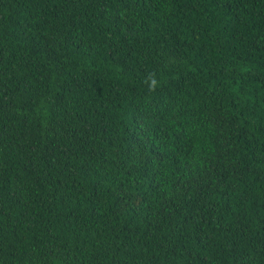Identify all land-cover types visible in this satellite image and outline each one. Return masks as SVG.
<instances>
[{"label":"trees","instance_id":"16d2710c","mask_svg":"<svg viewBox=\"0 0 264 264\" xmlns=\"http://www.w3.org/2000/svg\"><path fill=\"white\" fill-rule=\"evenodd\" d=\"M0 264H264V0H0Z\"/></svg>","mask_w":264,"mask_h":264},{"label":"clouds","instance_id":"9594fccd","mask_svg":"<svg viewBox=\"0 0 264 264\" xmlns=\"http://www.w3.org/2000/svg\"><path fill=\"white\" fill-rule=\"evenodd\" d=\"M155 83H156L155 80H153L151 87H154L155 86Z\"/></svg>","mask_w":264,"mask_h":264}]
</instances>
